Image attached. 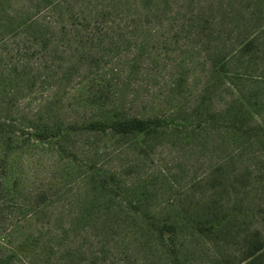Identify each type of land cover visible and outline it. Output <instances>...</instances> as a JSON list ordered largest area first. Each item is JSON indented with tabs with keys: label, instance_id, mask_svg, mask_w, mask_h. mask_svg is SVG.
I'll list each match as a JSON object with an SVG mask.
<instances>
[{
	"label": "rangeland",
	"instance_id": "374dc122",
	"mask_svg": "<svg viewBox=\"0 0 264 264\" xmlns=\"http://www.w3.org/2000/svg\"><path fill=\"white\" fill-rule=\"evenodd\" d=\"M107 112L181 125L70 131L61 148L0 135V258L174 264L137 197L158 219L225 218L175 234L182 264H264V248L243 255L264 242V0H0V120L34 132Z\"/></svg>",
	"mask_w": 264,
	"mask_h": 264
},
{
	"label": "trees",
	"instance_id": "16d2710c",
	"mask_svg": "<svg viewBox=\"0 0 264 264\" xmlns=\"http://www.w3.org/2000/svg\"><path fill=\"white\" fill-rule=\"evenodd\" d=\"M31 26L32 25L29 24L28 27ZM237 104L238 107H236V110H233L228 114L226 113L225 117L227 119L238 120L242 117L241 116L239 118L245 104L243 101H239ZM184 121L187 123L189 120L185 119ZM179 125L181 124L160 116L139 117L127 116L117 112H107L101 117L88 120L81 125L72 124L64 126L63 124H55L53 126L35 130L34 132H25V130L22 128H17L9 124L7 121L0 120V135H7L8 137L13 136V140H8V148H10L13 143H19L21 139H25L23 138L25 136H30L31 139L35 140L40 145H50L61 148L59 145V138L70 131L85 130L112 132L120 136L132 135L134 137L148 139L161 136L169 126L178 128ZM92 174L96 175L95 179L101 191L106 190L109 192H115L116 190L118 191L120 189V185L115 176H112L111 174H105L103 171L96 168L92 169ZM129 204L133 210L138 212L140 220L159 232L161 238L166 241L168 246V254L174 264H182L183 261L179 255V252L176 250L174 238L175 234L182 232L184 228L193 229L194 231L203 234H209L211 232H218L225 223V218L223 216L207 220L184 218L158 219L139 206L137 197L134 199L131 198L129 200ZM263 248L264 242L258 238V236H254L253 238L246 240L243 250L244 258L250 259V261L254 262L260 256ZM10 262L11 261L9 257L0 258V264H10Z\"/></svg>",
	"mask_w": 264,
	"mask_h": 264
}]
</instances>
